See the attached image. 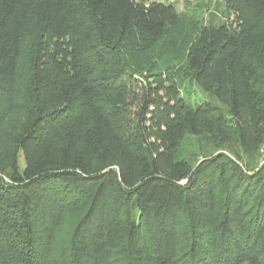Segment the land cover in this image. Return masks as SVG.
Masks as SVG:
<instances>
[{"label":"trees","instance_id":"obj_1","mask_svg":"<svg viewBox=\"0 0 264 264\" xmlns=\"http://www.w3.org/2000/svg\"><path fill=\"white\" fill-rule=\"evenodd\" d=\"M223 1L0 0V264H264V0Z\"/></svg>","mask_w":264,"mask_h":264},{"label":"rangeland","instance_id":"obj_2","mask_svg":"<svg viewBox=\"0 0 264 264\" xmlns=\"http://www.w3.org/2000/svg\"><path fill=\"white\" fill-rule=\"evenodd\" d=\"M145 3L150 1H159L163 3H172L181 17L188 20L192 29H195L194 33H198L200 29L211 22L220 23L223 21L231 22L234 26V14L228 11L227 5L223 0H140ZM182 61L174 64L173 70L180 68ZM177 83H180V96L186 101L193 104L206 101L207 94L200 92L198 86L195 83H190L186 76H183V72L180 71L178 77L175 79ZM144 86H138L135 93L136 96L132 99L131 115L135 117L140 112L142 106V92ZM213 151L211 147L205 145L202 139L189 138L183 145V155L190 157L192 163H194L203 154ZM264 159V143L260 148L258 154L250 158V166H256ZM20 165L24 166L23 158L20 157Z\"/></svg>","mask_w":264,"mask_h":264}]
</instances>
